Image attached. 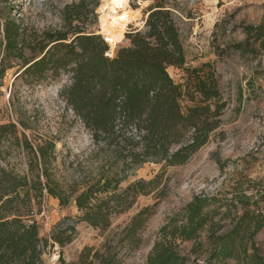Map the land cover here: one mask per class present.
Here are the masks:
<instances>
[{
    "label": "trees",
    "instance_id": "1",
    "mask_svg": "<svg viewBox=\"0 0 264 264\" xmlns=\"http://www.w3.org/2000/svg\"><path fill=\"white\" fill-rule=\"evenodd\" d=\"M89 2L66 6L61 29L43 32L31 45L26 46L19 24L8 21L5 25V58L23 59L25 47L33 53L18 77L41 82L48 74H71L72 83L62 96L104 155L95 177L81 186L73 183L64 188L52 169L56 144L39 145L36 155L33 145L24 141L23 147L33 156L29 174L0 169V264H45L49 242L40 237L39 226L31 219L33 206L45 194L62 206L74 203L82 213L79 222L108 231L112 216L128 212L140 196L152 194L162 176L122 188L131 172L146 163L186 165L221 126L227 105L214 70L209 64L204 65L208 72L203 67L186 68L185 48L170 9L162 3L150 7L145 31L128 34L130 46L110 57L102 36L88 31L94 14ZM241 27L246 39L232 49L257 54V45L264 47V23ZM171 67L186 72L185 85L175 83L168 71ZM185 98L192 103L187 108ZM15 128L0 126V144L8 133L16 146L21 144ZM234 199L242 205L237 216L232 214L237 209L235 200L222 213L223 205L218 206L215 197L196 195L161 228L147 264H187L190 258L179 249L184 242H193L192 255L206 254L204 264H264L255 241L264 229V212L247 196L238 194ZM153 209L143 208L101 249H84L73 264H123L128 253L141 247L140 233ZM74 233L75 227L68 226L54 232L51 240L63 247ZM59 262L67 264L62 256Z\"/></svg>",
    "mask_w": 264,
    "mask_h": 264
},
{
    "label": "rangeland",
    "instance_id": "2",
    "mask_svg": "<svg viewBox=\"0 0 264 264\" xmlns=\"http://www.w3.org/2000/svg\"><path fill=\"white\" fill-rule=\"evenodd\" d=\"M107 0H90L94 11L88 31L101 35V8ZM80 0H0V126H15L21 144L16 146L11 135L0 144V169L18 175L29 174V161L33 157L23 147L27 140L38 155V146L54 142L56 149L52 169L62 187L77 183L80 186L96 176L104 155L91 132L67 105L63 91L72 83L71 74H48L41 82L21 76L25 60L33 58L32 51L23 48V59L5 58V25L14 21L20 25L26 46L33 44L45 31L61 29L62 12L66 6ZM164 4L174 14L186 52V68L210 65L219 83L226 109L220 128L207 145L201 148L183 166L168 167L165 163H146L131 172L121 187L136 181H151L154 191L140 196L131 210L112 216L108 231L79 222L82 213L74 203L60 205L58 199L45 194L33 206L31 219L39 226L40 237L49 244L44 251L45 264L76 263L86 248L99 250L107 239L119 233L143 208H154L145 228L141 231L142 245L128 253L123 264H147V258L159 240L163 226L182 212L196 195L215 197L222 213L228 209L236 195L247 196L257 202L264 212V47L257 54H242L232 45L246 39L241 25L264 23V0H129V8L136 19L123 31L119 42L109 45L114 57L120 48L130 46L128 34L145 31L150 7ZM39 40V39H38ZM222 50V51H221ZM169 74L180 85L187 83L183 69L169 68ZM192 103L183 100L184 108ZM163 191L160 196V192ZM240 215L242 205L234 201ZM40 203V204H39ZM255 209V206H252ZM68 226L75 227L72 241L63 247L54 244V232ZM205 241V236L202 237ZM256 244L264 256V229L256 236ZM193 242L180 243L182 254L190 258L187 264H204L206 254H191ZM222 264H236L227 261Z\"/></svg>",
    "mask_w": 264,
    "mask_h": 264
},
{
    "label": "bare ground",
    "instance_id": "3",
    "mask_svg": "<svg viewBox=\"0 0 264 264\" xmlns=\"http://www.w3.org/2000/svg\"><path fill=\"white\" fill-rule=\"evenodd\" d=\"M129 8V0H107L102 6L101 26L110 45L119 42V31H123L136 17ZM117 46V44H116ZM112 52L109 55L112 56Z\"/></svg>",
    "mask_w": 264,
    "mask_h": 264
},
{
    "label": "built area",
    "instance_id": "4",
    "mask_svg": "<svg viewBox=\"0 0 264 264\" xmlns=\"http://www.w3.org/2000/svg\"><path fill=\"white\" fill-rule=\"evenodd\" d=\"M105 40H106L107 43H109L108 40H107V38Z\"/></svg>",
    "mask_w": 264,
    "mask_h": 264
}]
</instances>
